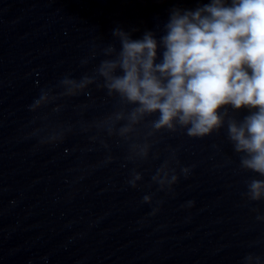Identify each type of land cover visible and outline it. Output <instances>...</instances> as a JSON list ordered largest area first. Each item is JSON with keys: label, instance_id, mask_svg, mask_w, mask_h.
<instances>
[{"label": "water", "instance_id": "obj_1", "mask_svg": "<svg viewBox=\"0 0 264 264\" xmlns=\"http://www.w3.org/2000/svg\"><path fill=\"white\" fill-rule=\"evenodd\" d=\"M196 2L0 0V264L264 260V198L248 194L264 177L241 166L227 130L246 110L228 107L202 138L158 130L155 116L130 122L133 106L94 72L113 28L159 34L172 6ZM85 74L96 78L63 94L64 75ZM41 89L48 102L29 107Z\"/></svg>", "mask_w": 264, "mask_h": 264}, {"label": "clouds", "instance_id": "obj_2", "mask_svg": "<svg viewBox=\"0 0 264 264\" xmlns=\"http://www.w3.org/2000/svg\"><path fill=\"white\" fill-rule=\"evenodd\" d=\"M112 36L115 41L99 49L102 58L94 72L103 78L109 95L133 106L130 122L151 115L155 129L172 130L179 125L188 136L202 138L223 125L228 107L246 110L242 119L228 121V136L234 150L243 154L241 166L264 177V0H197L192 6L174 5L159 34L147 29L134 37L117 26ZM97 55L93 48L90 56ZM95 78L64 75L59 84L64 95L75 96ZM48 100V90L41 89L29 107ZM115 116L123 119L122 113ZM129 129L125 124L121 131ZM248 194L253 200L264 198V179H252ZM257 219L264 220V216ZM244 260L245 264H264L261 257L251 254Z\"/></svg>", "mask_w": 264, "mask_h": 264}]
</instances>
